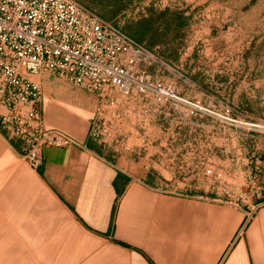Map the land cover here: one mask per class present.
<instances>
[{"label": "rangeland", "instance_id": "1", "mask_svg": "<svg viewBox=\"0 0 264 264\" xmlns=\"http://www.w3.org/2000/svg\"><path fill=\"white\" fill-rule=\"evenodd\" d=\"M162 61L98 96L90 141L155 189L244 209L264 205V0H78ZM243 229V228H242ZM241 229V230H242Z\"/></svg>", "mask_w": 264, "mask_h": 264}, {"label": "crops", "instance_id": "2", "mask_svg": "<svg viewBox=\"0 0 264 264\" xmlns=\"http://www.w3.org/2000/svg\"><path fill=\"white\" fill-rule=\"evenodd\" d=\"M32 78L46 128L76 144L46 147L37 169L0 128V264H264V205L245 224L241 207L133 177L90 141L96 94Z\"/></svg>", "mask_w": 264, "mask_h": 264}, {"label": "built area", "instance_id": "3", "mask_svg": "<svg viewBox=\"0 0 264 264\" xmlns=\"http://www.w3.org/2000/svg\"><path fill=\"white\" fill-rule=\"evenodd\" d=\"M162 61L114 21L78 0H0V128L19 142V153L34 168L48 146L76 140L46 128L44 92L32 78L54 74L105 98L138 84L162 102L170 89L153 85L139 66ZM95 126V120L91 131ZM91 135V132H90Z\"/></svg>", "mask_w": 264, "mask_h": 264}]
</instances>
